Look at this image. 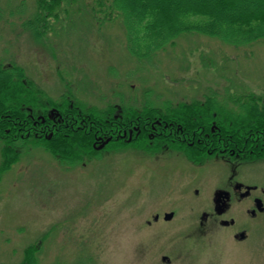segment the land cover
<instances>
[{
  "label": "rangeland",
  "instance_id": "374dc122",
  "mask_svg": "<svg viewBox=\"0 0 264 264\" xmlns=\"http://www.w3.org/2000/svg\"><path fill=\"white\" fill-rule=\"evenodd\" d=\"M65 8L69 16L63 25L54 23V31L38 43L22 26L35 13L36 0H0V64L23 67L54 99L68 91L89 107L114 106L111 117L93 116L120 124L133 117L123 107L140 108L147 101L176 106L202 103L205 95L217 93L222 98L250 95L264 104V38L234 48L185 34L152 59L139 60L128 51L121 21L100 25L90 9ZM72 16L78 21L70 23ZM50 110L47 99L39 98L33 112L42 118L56 114ZM80 118L76 124L86 127L88 120ZM151 136L147 145L164 142ZM98 141L103 149L129 139ZM168 144L158 150L105 149L73 166L42 147L19 148L0 139V167L4 157L20 156L0 173V264H29L32 257L31 264H264L261 229L238 244L240 233L212 219L200 225L204 209L188 196L189 178L199 173L210 180L206 187L214 186L229 167H215V161L195 167L188 154L165 148ZM258 155L241 167L252 181L264 177V159L256 160ZM171 212L174 220L164 222V213ZM156 214L161 223L149 226Z\"/></svg>",
  "mask_w": 264,
  "mask_h": 264
},
{
  "label": "trees",
  "instance_id": "16d2710c",
  "mask_svg": "<svg viewBox=\"0 0 264 264\" xmlns=\"http://www.w3.org/2000/svg\"><path fill=\"white\" fill-rule=\"evenodd\" d=\"M68 1L71 7L75 6L73 11L90 9V14L93 13L100 25L109 20L121 21L126 31L128 51L139 60L152 59L185 34L216 39L234 48L264 38V12L259 6L264 5V0H240L238 3L236 0H36L35 13L22 24L24 30L36 42H43L48 32L54 31V23L63 25L65 16H69L65 8V4L71 8ZM62 11L65 12L63 16ZM1 16L0 10V20ZM73 17L70 23L78 21ZM70 23L67 21L64 25ZM66 92L54 99L35 84L23 67L0 64V139L4 138L19 148L42 147L61 163L73 166L93 160L94 154L105 149L146 148L151 126L163 127V131L157 134L167 138L177 135L185 138L216 136L196 143L199 145L196 147H206V150L264 154V104L254 96L230 94L222 98L217 93H209L202 103H179L176 106H156L147 101L140 108L123 107V112L133 117L130 123L120 124L119 121L100 118L102 115L111 117L114 106L99 110L79 103L72 93ZM39 98L47 99L50 112L56 114L42 118L33 112ZM93 113L100 114V117L93 116ZM144 115H148L145 120L141 119ZM80 117L88 120L84 123L86 127L79 128L76 124ZM213 121L220 123L216 124L215 133L212 132ZM132 128L138 129L136 135L129 132ZM121 137L129 139L122 146L102 149V143L98 141V138L105 142L111 139L109 143L114 144V140ZM195 149L191 146L177 150L199 162V158L192 157ZM10 157H4L0 173L8 171L20 160L19 153ZM30 260L33 262V257Z\"/></svg>",
  "mask_w": 264,
  "mask_h": 264
},
{
  "label": "flooded vegetation",
  "instance_id": "af4514ba",
  "mask_svg": "<svg viewBox=\"0 0 264 264\" xmlns=\"http://www.w3.org/2000/svg\"><path fill=\"white\" fill-rule=\"evenodd\" d=\"M216 124L220 123L213 121V133H215L214 129H217L218 127ZM162 128L163 127L152 128L151 126L149 132H151V137L155 138L154 140L164 142L154 144L150 143L146 148H150V150H158L168 142H170L173 146L168 144L169 146H166L165 148L170 150H174L173 148H184V144L190 146L192 145L194 149L196 148L192 157L200 159L199 162H194L196 164V166L194 165L195 167L204 165L205 161H215L216 165H213L215 167H229L228 172H224L221 175L219 174L218 182H216L214 186L208 185L206 187L205 183L210 180L206 178L201 179L199 177V173L195 177L193 176V178H189L193 181H191V183H187L188 188H190L188 196H192L193 202L195 201L196 205H198L200 209H204L199 216L200 225H205L212 219L216 221L224 230H233L236 234H244L246 239L237 241L238 244L246 243L250 237L249 232L255 228H258L259 230L261 229V232H264V177L261 179H254L252 181L250 180L251 177L245 176L244 171L241 172L242 166H245L246 164L251 165L255 161H253V158L250 157L253 153L241 151L240 153L231 154V152L223 149L206 150V147H196V143L200 140L207 141L214 139L216 136L205 135L203 137L201 135L198 138L195 136L185 138L177 135L175 138H167L162 136L161 133L157 134V132L163 131ZM195 132L198 131H194V133ZM217 137L221 138L220 135ZM256 158L258 161L264 159L262 155H259ZM253 177L255 176L252 175V178ZM205 188L209 190L207 194ZM202 189L205 191V194H203ZM165 214L167 213H164V215ZM238 219H241V221H238ZM161 220V214H156L153 218L154 222H149L148 224L149 226L152 224H159L161 223ZM173 220L169 222H172ZM163 221L167 222L164 219ZM236 234H234L235 238Z\"/></svg>",
  "mask_w": 264,
  "mask_h": 264
},
{
  "label": "water",
  "instance_id": "95a60500",
  "mask_svg": "<svg viewBox=\"0 0 264 264\" xmlns=\"http://www.w3.org/2000/svg\"><path fill=\"white\" fill-rule=\"evenodd\" d=\"M173 217H174V214L173 213L166 214L165 220L170 221V220H172ZM241 237L244 238V235H241ZM164 260H166V258H164Z\"/></svg>",
  "mask_w": 264,
  "mask_h": 264
}]
</instances>
